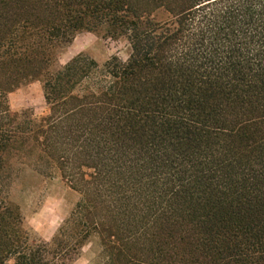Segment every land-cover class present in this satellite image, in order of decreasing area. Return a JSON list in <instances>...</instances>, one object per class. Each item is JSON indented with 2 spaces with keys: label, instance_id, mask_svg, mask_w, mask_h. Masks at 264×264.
Masks as SVG:
<instances>
[{
  "label": "trees",
  "instance_id": "16d2710c",
  "mask_svg": "<svg viewBox=\"0 0 264 264\" xmlns=\"http://www.w3.org/2000/svg\"><path fill=\"white\" fill-rule=\"evenodd\" d=\"M124 39L125 60L78 53ZM39 81L48 112L12 111ZM78 198L31 241L8 189ZM264 264V0H0V264Z\"/></svg>",
  "mask_w": 264,
  "mask_h": 264
},
{
  "label": "rangeland",
  "instance_id": "374dc122",
  "mask_svg": "<svg viewBox=\"0 0 264 264\" xmlns=\"http://www.w3.org/2000/svg\"><path fill=\"white\" fill-rule=\"evenodd\" d=\"M128 52L129 45L124 39H104L82 32L61 51L57 65L65 64L78 53L88 55L101 65L113 55L125 60ZM9 105L12 111L29 109L35 117L48 112L41 83L37 80L11 92ZM77 198L78 195L55 172L40 175L25 170L8 189V200L19 208L31 241H49ZM95 253L92 242L88 243L71 264H97Z\"/></svg>",
  "mask_w": 264,
  "mask_h": 264
}]
</instances>
